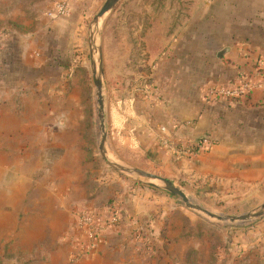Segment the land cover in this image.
Instances as JSON below:
<instances>
[{"label": "rangeland", "instance_id": "374dc122", "mask_svg": "<svg viewBox=\"0 0 264 264\" xmlns=\"http://www.w3.org/2000/svg\"><path fill=\"white\" fill-rule=\"evenodd\" d=\"M55 1L0 0V38L5 39L13 32L20 35V44L25 45L30 37L35 41L27 51L35 64L29 69L18 64L19 76L13 83L12 95L4 99V102L8 99L14 102L12 112L20 121L14 124L9 116L1 118L5 113H0L3 143L16 146L12 156H18L4 160L8 163L16 160L20 166L19 173L3 174L6 204L0 264H42L33 253L28 257L25 243L19 246L23 252H12L11 235L18 230L26 231L27 219L38 221L40 227L36 230L45 231L41 216L34 217L32 200L41 199L36 202L41 206L42 195L49 193L48 184L61 188L69 181H84L93 192L98 181L108 176L155 189L166 197L164 203L169 207L159 216H152L159 219L153 227L141 223L124 238L117 237L114 245L119 247L111 252V264H264V217L243 224L210 220L187 208L179 197L111 167L100 155L88 27L104 0H95L90 5L81 36L74 34L72 42L65 41L66 44H57L51 36L47 45L39 44L37 32L34 34L36 25L41 16L47 17L46 11ZM150 2L120 0L104 16L99 28L108 155L120 163L168 178L192 202L213 213L236 215L252 210L264 201V188L259 192L246 184L214 187L190 177L179 166L164 170L130 135L126 125L113 127L111 124V107L120 113H133L136 108L153 105L161 96L159 63L164 55L171 53L174 11ZM2 64L9 66L10 62ZM3 70L9 71L7 67ZM125 120L124 117L121 124ZM14 129L21 135H32L33 139L16 141L9 137L10 133L5 135L6 130L14 132ZM10 151L8 148L6 152L10 154ZM33 151L36 158L31 170L26 166L31 160L27 155ZM12 185H16L13 193ZM101 199V203L111 200ZM10 203H16L15 212H11Z\"/></svg>", "mask_w": 264, "mask_h": 264}, {"label": "crops", "instance_id": "0c3cea01", "mask_svg": "<svg viewBox=\"0 0 264 264\" xmlns=\"http://www.w3.org/2000/svg\"><path fill=\"white\" fill-rule=\"evenodd\" d=\"M194 1L190 19L174 32L171 53L164 55L159 63L162 84L157 102L144 105V109L136 108L133 113H122L125 122L111 124L113 127L126 125L124 127L130 129V135L164 170L179 166L190 177L206 181L214 187L246 184L250 189L263 192L264 90H253L246 97L234 101L209 97L206 90L212 85H234L244 75L254 78V65L264 57V0ZM94 2L75 0L64 17L41 16L42 20L34 31L35 35V32L38 34L37 43L47 45L49 37L54 36L57 44H66L65 41L72 42L74 34L81 36L90 5ZM26 41L25 45L20 44V35L13 32L5 39L0 38V113H5L1 118L9 116L14 124H18L19 120L12 112L14 102L11 99L4 102V99L12 95L13 83L19 76L18 64L25 69L35 64L27 55L28 46L35 43L34 38ZM4 61L10 62L9 66H4ZM5 67L9 71L4 72ZM1 95L5 98L2 99ZM8 110L11 111L9 114L5 112ZM161 127H165V133L173 143L201 137H207L213 143L207 150L196 154L178 153L160 142L159 137L164 134ZM6 132L5 135L11 134L9 137L12 140L33 139L32 135H21L17 129ZM4 137L1 127L0 256L6 204L3 174L19 173L20 169L16 160L10 163L4 160L18 158L17 154L12 156L16 146L4 145ZM8 148L10 154L6 152ZM27 158L31 160L26 166L33 170L34 151L28 153ZM98 182L93 192L89 191L84 181H69L61 188L48 184L49 193L42 195L41 206L36 205L41 199L32 200L34 217L40 219L41 216L45 231L36 230L40 227L38 221L27 219L26 231L18 230L11 235L14 241L12 252H23L19 246L25 243L28 257L33 253L42 264H111V252L119 247L114 245L117 237L124 238L141 223L153 227L159 219L152 216H159L160 212L169 208L164 203L166 197L155 189L133 185L115 176ZM15 186H10L12 193ZM101 198L111 200L101 203ZM113 202L121 207L120 225L105 230L98 252L71 261L73 252L84 240L77 225V210L84 206L105 210ZM9 207L11 212L17 210L16 203H10Z\"/></svg>", "mask_w": 264, "mask_h": 264}, {"label": "built area", "instance_id": "2783aa9c", "mask_svg": "<svg viewBox=\"0 0 264 264\" xmlns=\"http://www.w3.org/2000/svg\"><path fill=\"white\" fill-rule=\"evenodd\" d=\"M75 0H57L46 11L49 18L63 17L68 14ZM256 68L254 78L244 75L234 85H212L207 88L206 94L209 97L222 98L234 101L246 97L253 90H264V57L259 58L254 65ZM164 133L159 137L163 145L170 146L178 153L196 154L207 150L211 141L207 137L190 141L173 143L165 133V127H161ZM195 149V150H194ZM77 225L84 236L83 242L78 250L73 252L71 261L75 262L84 257L92 255L100 249L106 229L117 228L121 220V207L113 202L108 204L105 210H96L84 206L75 213Z\"/></svg>", "mask_w": 264, "mask_h": 264}, {"label": "water", "instance_id": "95a60500", "mask_svg": "<svg viewBox=\"0 0 264 264\" xmlns=\"http://www.w3.org/2000/svg\"><path fill=\"white\" fill-rule=\"evenodd\" d=\"M120 0H104L99 10L93 16L88 27V45L90 50V65L93 78V84L95 88L96 96V109L97 118L99 125V140H98V150L100 155L107 161V163L117 169L118 171L126 174L137 181L142 182L143 179L146 180L148 184L164 189L170 194L179 197L184 205L205 216L206 218L222 222L225 224H243L255 219H261L264 217V201L260 203L257 207L252 210L246 211L244 213L230 215V214H218L209 211L208 209L202 207L201 205L192 202L186 194L177 186L173 184L168 178L162 177L158 174L131 166L127 164L120 163L113 160L108 155L106 148V119H105V99H104V87H103V75H102V52L99 42V28L104 16L109 13L118 4Z\"/></svg>", "mask_w": 264, "mask_h": 264}, {"label": "trees", "instance_id": "16d2710c", "mask_svg": "<svg viewBox=\"0 0 264 264\" xmlns=\"http://www.w3.org/2000/svg\"><path fill=\"white\" fill-rule=\"evenodd\" d=\"M150 4L159 7L167 6L173 9L174 25L172 27L173 28L172 31H176V29L182 26L190 18L194 7V0H151ZM122 120H124V115L120 113L117 109H114V107H111L110 121L112 123L113 122L119 123L122 122ZM199 139H202V137Z\"/></svg>", "mask_w": 264, "mask_h": 264}]
</instances>
